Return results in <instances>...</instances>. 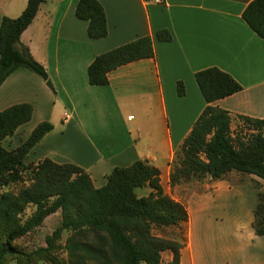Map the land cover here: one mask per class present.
I'll use <instances>...</instances> for the list:
<instances>
[{"label": "crops", "instance_id": "0c3cea01", "mask_svg": "<svg viewBox=\"0 0 264 264\" xmlns=\"http://www.w3.org/2000/svg\"><path fill=\"white\" fill-rule=\"evenodd\" d=\"M79 1L45 0L22 34L20 43L46 69L54 89L26 68L3 82L0 113L18 104L34 108L32 120L3 146L14 151L49 122L54 130L28 163L75 165L95 188L115 168L147 162L160 170L164 192L188 212L187 223L175 227L184 237L180 264H264V236L253 228L263 179L233 172L220 180L183 182L174 188L179 195L170 185L176 152L207 106L196 73L218 68L242 86L214 104L230 113L233 131L239 117L264 121V39L242 18L253 0H99L108 23V36L100 40L90 39L88 22L76 17ZM26 7L27 0H0V27L4 17L17 19ZM164 29L172 41L157 40ZM147 36L154 42L153 59L114 70L107 86L90 85L88 69L98 56ZM173 258L171 251L162 254L166 264Z\"/></svg>", "mask_w": 264, "mask_h": 264}, {"label": "trees", "instance_id": "16d2710c", "mask_svg": "<svg viewBox=\"0 0 264 264\" xmlns=\"http://www.w3.org/2000/svg\"><path fill=\"white\" fill-rule=\"evenodd\" d=\"M45 0H27V7L17 19L4 17L0 27V86L17 69L26 68L40 75L54 89L46 69L34 60L30 50L20 43L22 34L36 18ZM76 17L88 22V37L100 40L108 36L104 7L99 0H80ZM242 18L249 28L264 39V0L251 1ZM159 42L173 40L172 33L160 30ZM155 57L150 36L139 38L98 56L88 69L92 86H107L114 70ZM196 82L207 104L192 131L176 152L170 176L171 186L183 182L220 180L230 173L254 175L264 180V121L239 117V130H232L228 111L214 104L242 91V86L218 68L196 73ZM179 96L185 95L178 83ZM31 104H18L0 113V264L10 258L26 259L32 264L47 258L51 264H162V254L171 251L169 264H180L183 242L154 235V228L181 227L188 212L164 193L161 172L139 161L128 168H115L106 184L95 188L90 175L72 164H57L45 159L38 165L28 163L31 151L54 130L49 122L39 124L30 137L14 151L3 146L18 129L32 120ZM32 172V182L17 194L1 192L6 186L25 182ZM150 188L138 197L136 191ZM35 208L24 219L28 208ZM61 212V225L47 238V247L26 254L15 243L41 227L45 220ZM253 228L264 236V194H258ZM67 239L68 261L62 263L54 254L63 233ZM184 239V238H183Z\"/></svg>", "mask_w": 264, "mask_h": 264}, {"label": "rangeland", "instance_id": "374dc122", "mask_svg": "<svg viewBox=\"0 0 264 264\" xmlns=\"http://www.w3.org/2000/svg\"><path fill=\"white\" fill-rule=\"evenodd\" d=\"M239 123H240L239 126H242V123L241 122H239ZM239 126L237 128L238 130L240 128ZM233 128H234V133L238 131L237 129H235V126H233ZM13 145H14V143H13ZM6 147L8 149H11L10 144L9 145L6 144ZM31 180H32V172L30 171L27 174V177H26V180L24 183L18 184V185L10 184V185L6 186L1 192H12L14 194H17L21 189L29 186L32 182ZM196 182L197 181L191 180L188 183H195L196 184ZM181 184H183V183H181ZM181 184H179L177 186H180ZM171 187H172V194L175 193V194L179 195L181 193L180 189L179 190L174 189V188H176V186H171ZM150 190H151L150 188H142V189H138L136 191V193H137L138 197L141 198V197L146 196ZM175 190H176V192H175ZM166 195L169 196L168 193ZM169 197H171V196H169ZM34 211H35V208H32V207L28 208L24 214V219L31 217V215L33 214ZM61 222H62V215H61V212H58L55 215H52L49 218H47L45 220V222L43 223V225L41 227L37 228L36 230H34L31 234L19 239L15 243V245L22 252H24L26 254L35 252L40 248H46L47 247V238L53 235L54 231L61 225ZM153 233L155 236L160 237V238H164V239H168V240H175V241L180 242V243L184 241L183 234L176 228H165V229L154 228ZM69 236H70L69 233H67V232L63 233L62 238L56 244V249L53 251V254L62 263H66L68 261V258H69L68 251L66 248L67 239L69 238ZM163 262H164V264H166L165 260ZM6 263L7 264H30L27 262L26 259L17 260L15 258L14 259L13 258L8 259L6 261ZM32 264H51V262L47 258H41Z\"/></svg>", "mask_w": 264, "mask_h": 264}, {"label": "built area", "instance_id": "2783aa9c", "mask_svg": "<svg viewBox=\"0 0 264 264\" xmlns=\"http://www.w3.org/2000/svg\"><path fill=\"white\" fill-rule=\"evenodd\" d=\"M69 118H70V116H67V117H66V120H68Z\"/></svg>", "mask_w": 264, "mask_h": 264}]
</instances>
